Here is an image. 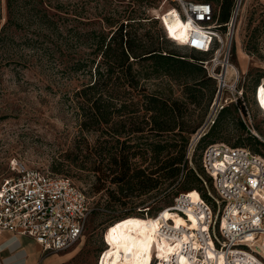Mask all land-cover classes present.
Here are the masks:
<instances>
[{"label":"rangeland","instance_id":"1","mask_svg":"<svg viewBox=\"0 0 264 264\" xmlns=\"http://www.w3.org/2000/svg\"><path fill=\"white\" fill-rule=\"evenodd\" d=\"M11 1L15 17L7 22V0H0V183L12 173V165L18 162L27 167L65 175L83 189L96 210L88 218L81 239L67 249L76 251L75 256L64 264H96L98 253L104 248V229L103 234L110 247L104 248L100 264H148L154 248L164 255L171 252L173 247L156 236L158 222L154 219L155 216L144 218L126 216V213L150 210L155 214L163 209L161 217H170L176 225L186 223L180 214L167 211L164 206L171 204L177 191H186L187 175L173 187L171 186L174 183L169 187L164 183L147 193L134 191L129 198H122L123 202L121 197L124 193L119 192L118 183L112 180L115 174L105 176L93 171L90 166L81 162L80 156H75L77 152H84L86 140L94 141L99 133L80 131L79 114L72 99V94L86 78L79 72L68 71L60 66L56 59L59 50H51L52 44L57 42L61 44L60 51L65 54L64 58L88 55L93 49V36L98 33L109 35L113 29L110 22L116 18L117 12L140 6L144 13L155 15L162 10L160 1L143 0L139 4L136 0ZM44 10L54 21L52 26L56 28L55 32L39 25V15ZM163 14L159 17L166 33L171 35L177 31L179 35L181 28L178 29V26L184 21L178 16L176 9L169 7ZM263 21L264 0H243L235 33L227 49L229 62L233 64L230 72L235 73L238 70L242 75L240 84L244 88L243 113H249V118H245V121L240 113L237 117L244 122L248 131H254L255 134L249 132L262 143L264 86L257 88L255 96L253 87L256 78L264 76ZM4 24L5 29H2ZM257 27L259 36L253 50L249 48L248 42L252 31ZM168 49H175L181 55L189 54L188 50L174 45ZM145 83L150 89H161L165 95L178 98L183 95L182 82L170 80L164 75L150 78ZM203 103L204 100L200 105ZM191 107V119L195 121L198 117L201 122L206 111ZM223 125L218 135L205 138L199 143L194 155V167L208 185L209 176L201 172L199 165V155L207 141L213 139L231 146L240 143L236 145L246 146L264 157V145H255L246 139L239 141L242 131L235 121L227 120ZM144 136L150 138L149 133ZM129 139L136 141L135 136ZM132 161L141 167L146 165L142 163L139 155ZM99 181L105 182L109 188L100 192L92 191L91 186ZM192 190L196 189L188 191ZM202 191L205 192V189L202 188ZM190 195L196 197L197 190L190 192ZM188 213L192 214L190 211ZM189 217L193 221L190 226L192 228L196 217ZM180 262L189 264L182 257Z\"/></svg>","mask_w":264,"mask_h":264},{"label":"built area","instance_id":"2","mask_svg":"<svg viewBox=\"0 0 264 264\" xmlns=\"http://www.w3.org/2000/svg\"><path fill=\"white\" fill-rule=\"evenodd\" d=\"M163 1H171L178 16L189 23L184 41L168 37L169 33L163 29L167 38L179 46L207 53L201 65L215 81L206 116L190 135L184 155L185 166L196 171L193 158L199 139L224 106L243 100L242 75L238 70L231 74L227 71L230 67L227 49L243 0H235L230 18L222 26L214 19L211 2ZM163 12L155 14L159 21ZM263 83L264 78L258 88ZM238 112L243 121L249 118L248 112L244 114L240 109ZM200 165L203 173L211 178L208 185L197 173L206 196L198 192L193 199L190 192H179L165 208L180 214L189 224L192 222L190 211L196 217L194 227L176 225L173 219H165L157 211L152 216L158 222L156 236L173 248L166 255L158 254L154 248L149 264H182L181 257L189 264H264V157L248 147L214 142L203 149ZM11 169L12 173L0 183V232L29 236L43 252L57 253L76 244L95 208L83 189L67 176L22 163H14ZM183 178L184 168L171 187ZM103 233L104 248L110 247ZM104 248L96 264H100Z\"/></svg>","mask_w":264,"mask_h":264},{"label":"trees","instance_id":"3","mask_svg":"<svg viewBox=\"0 0 264 264\" xmlns=\"http://www.w3.org/2000/svg\"><path fill=\"white\" fill-rule=\"evenodd\" d=\"M136 1L139 4L143 0ZM159 1L162 9L160 12L173 5L171 1ZM199 1L212 3L214 19L221 26L229 20L235 2ZM6 6L9 22L15 17L14 5L11 0H7ZM110 24L113 29L109 35L98 33L93 36V49L88 55L64 58L65 54L60 51L61 44H52V51L59 50L56 56L58 64L68 71L79 72L86 78L72 94L79 114L80 131L99 133L94 141L86 140L84 152H77L75 156H80L81 162L86 163L93 171L105 176L115 174L112 180L118 183L119 192L124 193L121 199L129 198L130 193L134 191L150 192L164 183L168 184V187L171 186L182 168L184 178L187 175L188 185L185 187L186 191H177L175 194L196 189L205 197L198 172L185 166L184 155L189 137L202 124L215 92V81L207 76L201 65L207 53L174 43L167 38L159 19L141 11L140 6L117 12L116 18ZM5 25L2 29H5ZM39 25L55 32L56 28L52 26L54 21L47 16L45 10L39 15ZM187 27L189 26L184 21L178 26V29L181 28L180 34L174 31L168 37L184 41L188 34ZM261 27H264V21ZM258 31V27L252 31L248 42L249 48L253 50L256 48ZM172 45L188 50L189 54L181 55L175 49H168ZM160 75L182 82V97L165 95L161 89H150L146 85V80ZM262 78L264 76L260 75L255 80L254 96ZM191 106L206 111L201 122L198 117L195 121L191 119ZM238 109L245 112L243 100H239L238 104L224 106L210 129L199 139L195 152L205 138L218 135L227 120L235 121L242 131L238 137L239 141L246 139L255 145H264L237 117ZM145 133H149V139L144 136ZM104 135L107 137H103ZM131 135L136 137V141L129 139L133 137ZM214 142L218 141H207L201 153L208 144ZM236 144L240 143H235V147H246ZM137 155L141 157L142 163H146L144 167L132 161ZM200 170L203 173L201 165ZM209 183L211 184L210 177ZM108 188L102 181L91 186L94 192ZM95 210L96 207L93 212ZM126 214L144 218L155 215L150 210L130 211Z\"/></svg>","mask_w":264,"mask_h":264},{"label":"crops","instance_id":"4","mask_svg":"<svg viewBox=\"0 0 264 264\" xmlns=\"http://www.w3.org/2000/svg\"><path fill=\"white\" fill-rule=\"evenodd\" d=\"M76 251L43 252L40 245L26 235L0 232V264H64Z\"/></svg>","mask_w":264,"mask_h":264},{"label":"bare ground","instance_id":"5","mask_svg":"<svg viewBox=\"0 0 264 264\" xmlns=\"http://www.w3.org/2000/svg\"><path fill=\"white\" fill-rule=\"evenodd\" d=\"M186 25H187V26H189V23H186ZM231 65H233V64H232V63H230V67H229V68H228V70H227V71H228V73H230V74L232 73V72H230ZM192 191H196V190H192ZM192 191H188V192H192ZM190 196H191L193 199H194V198H196V197L198 196V191H197V196H196V197H193L192 195H190ZM161 211H163V210H161ZM161 211H160V212H161ZM167 211H168V209H167ZM188 215H191V216L193 217V215H192V214H190V213H188ZM189 219H190V217H189ZM194 219H195V218H194ZM184 220H185V219H184ZM173 221H174V220H173ZM174 222H175V221H174ZM185 222H186V220H185ZM192 222H193V221H192ZM192 222H191V223H192ZM191 223L189 224V223H187V222H186V223H182V224H183V225H185V224H186V225H188V226H189V228H190V226H191ZM151 231H152V230H151ZM158 254H162V253L158 251ZM149 263H150V261L148 262V264H149Z\"/></svg>","mask_w":264,"mask_h":264}]
</instances>
